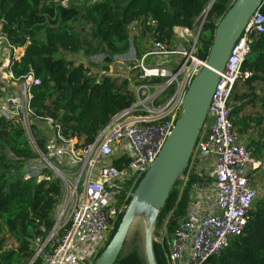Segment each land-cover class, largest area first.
<instances>
[{"label":"trees","instance_id":"trees-1","mask_svg":"<svg viewBox=\"0 0 264 264\" xmlns=\"http://www.w3.org/2000/svg\"><path fill=\"white\" fill-rule=\"evenodd\" d=\"M211 1L0 0V33L13 47L24 49L18 60L11 61L10 70L17 79L30 72L40 79V84L33 88L31 103L35 114L33 132L39 147L43 149L45 141L39 137L37 124L46 119L59 126L65 138L75 140L77 146H86L95 141L114 116L136 103L138 95L134 89L140 70L132 67L130 77L122 78L109 74L107 66H100L104 57L113 60L114 56L127 54L132 38L134 42L150 38L153 44L174 51L181 41L175 34L176 28L194 31L198 19L207 12L196 52L200 60H207L215 29L235 0H215L207 10ZM258 11L264 15V2ZM133 24L137 30L134 35ZM249 39L241 76L227 106L234 132L247 152L264 160V33H252ZM134 47L141 57L139 45ZM66 54L89 59L104 56L101 62L90 60L85 66L68 59ZM157 80L150 82L157 84ZM173 93L174 89L169 88L165 95L170 98ZM36 158L21 124L0 118V264H30L35 254V238L38 235L45 238L54 226L62 189L57 179L25 178V165ZM123 162L128 160L116 161L114 165L123 168ZM259 175L252 179L256 187L258 180L264 184V172ZM196 180L190 178L181 191L180 177L157 216L154 236L165 222L168 231L162 241L153 238L157 264H168L167 239L186 213L190 189ZM130 201L131 198L127 203ZM124 214L118 216L106 246ZM132 244L127 250L126 238L114 264H148L146 255ZM33 264H41V260ZM206 264H264V193L257 196L241 233Z\"/></svg>","mask_w":264,"mask_h":264},{"label":"built area","instance_id":"built-area-1","mask_svg":"<svg viewBox=\"0 0 264 264\" xmlns=\"http://www.w3.org/2000/svg\"><path fill=\"white\" fill-rule=\"evenodd\" d=\"M206 15L207 12L198 19L194 31L182 29L183 38L188 36L191 39L196 35L188 48L167 51L155 43L154 52L149 51L135 60L133 67L140 70L139 83L164 79L161 88H173V95L156 107L153 103L151 106L142 103L136 93V103L114 116L95 141L86 146H77L75 140L65 138L60 127L46 119L43 124L49 125L51 133L45 135L50 137L45 139L43 149L39 147L34 138L35 114L31 103L33 88L40 84V79L32 72L20 79L14 77L9 65L23 55L24 49L13 47L0 33V48L6 56L0 67L2 80L12 79L17 83V89L0 96V118L21 124L37 154L36 159L25 165V178L57 179L62 189L52 230L45 238L38 235L34 240L33 261L40 259L41 264H95L118 216L127 210L128 200L132 199L138 183L160 154L182 114L188 86L207 65V60L196 56L197 41ZM252 33H264V15L258 10L248 20L223 72L219 73L207 118L186 174L181 175V191L190 178L198 180L191 186L185 215L167 239L168 264H206L220 254L243 230L259 194L252 179L264 172V160L255 159L247 152L234 132L227 106L235 82L241 76V65L248 54ZM190 39L186 42L189 43ZM130 45L135 49L133 39ZM152 54L178 55L179 61L173 67L148 68L145 61ZM125 55L114 56L113 61ZM244 77L247 78L248 74ZM124 159L128 162L122 163L123 168L114 165Z\"/></svg>","mask_w":264,"mask_h":264},{"label":"water","instance_id":"water-1","mask_svg":"<svg viewBox=\"0 0 264 264\" xmlns=\"http://www.w3.org/2000/svg\"><path fill=\"white\" fill-rule=\"evenodd\" d=\"M214 1H211L207 10ZM263 2L264 0H235L218 23L207 65L195 76L185 92L182 114L160 154L137 186L121 224L95 264L116 262L132 221L138 215H144L147 222L145 234L147 262L157 264L152 249V230L157 216L177 180L188 167L199 133L207 118L208 108L219 81V73L223 72L248 20ZM33 259L30 264L34 262Z\"/></svg>","mask_w":264,"mask_h":264},{"label":"rangeland","instance_id":"rangeland-1","mask_svg":"<svg viewBox=\"0 0 264 264\" xmlns=\"http://www.w3.org/2000/svg\"><path fill=\"white\" fill-rule=\"evenodd\" d=\"M89 1L91 3H93L94 1H97V0H89ZM135 32H136V30L133 29L132 35H134ZM176 36H177V38H180L178 34H176ZM195 38H196V35L194 34V37L190 39L189 43H187V42L181 43V45H177V48L175 46L174 49L177 50L178 47H179V49L180 48L186 49L189 45L192 44V42L195 40ZM181 40H183V39L181 38ZM134 44L139 45V49H140V51H143V54H145V53L147 54L149 52L148 48H151L152 52L155 51L153 41L150 38H147L146 40L138 39L137 41L134 42ZM66 56L70 60H75L76 64L83 63L85 66H87L89 64L88 62L90 60L93 62H101L104 55L103 56L102 55L94 56V57H91V59L84 58V57H82V55L72 57V56L66 54ZM139 58L140 57L137 55V49L130 47L128 55L120 57V59L118 61H113L112 59H106L104 57V60L100 63V66H107L110 70L109 74H111L112 76L128 78V77H130V71H131V68L134 66L133 64L135 63V60L136 59L138 60ZM177 61H179L178 55H161L160 56V55L152 54L150 56H147L146 61H145V63H146L145 66L148 68L173 67L177 64ZM2 63L3 62L1 61L0 67L2 66ZM2 72H3V70L0 72V88H3L5 84H7L8 87H4V89H0V96L5 94V92L8 93L9 87L11 89L10 91L17 89V83L14 82L12 79L2 80V78H3ZM164 82H165L164 79H159L156 81L157 84L154 85V84H151L150 80H148L146 82L138 83V85L136 86V89H134V90H137L136 93L139 95L140 101L142 103L146 104L147 106H151V104L153 103L156 107H158L163 102H165L168 98V96L165 95L166 90H163L161 88V85ZM141 86H143V87H141ZM37 126H38L37 130H39V135H40L39 137H41L42 139L44 138L43 139L44 141H45V139H49L50 136H45V135H48L51 133V129H50L49 125L40 123V124H37ZM34 138L37 141V138L35 137V135H34ZM255 176H258V175H255ZM256 184L258 186V187H256L258 190L257 194L259 193L258 196L262 195L264 193V184L263 183L261 184L260 180L256 181ZM126 211H124V212H126ZM146 228H147V222H146L144 215H138L133 219L132 224H131L130 229H129V232H128V235H127V240L129 242V245L126 248L127 250H129L133 246L132 242H134L135 245L139 247L140 251L145 255ZM167 232L168 231L165 230V223H164L163 227L159 228L157 234H155V236H154V226H153L152 241H153L154 237L157 241H162L164 238H167Z\"/></svg>","mask_w":264,"mask_h":264},{"label":"crops","instance_id":"crops-1","mask_svg":"<svg viewBox=\"0 0 264 264\" xmlns=\"http://www.w3.org/2000/svg\"><path fill=\"white\" fill-rule=\"evenodd\" d=\"M178 33H180V35H179V39L181 40V34H182V29L181 28H176V30H175V34H178ZM182 39L183 40H181L180 41V43H179V45H181V43H185L186 41H188L190 38L188 37V36H186V37H182ZM5 59H6V56L3 54V50L0 48V62L2 61V62H4L5 61ZM3 83V82H2ZM5 84V83H4ZM4 87H8V85L7 84H5L4 85ZM4 87L3 88H0V89H4ZM9 90V92H10V90L11 89H8Z\"/></svg>","mask_w":264,"mask_h":264}]
</instances>
